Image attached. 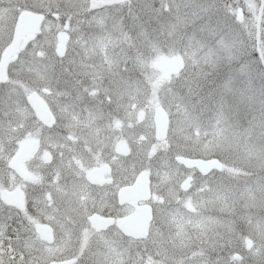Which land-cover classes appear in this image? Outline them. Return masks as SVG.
Masks as SVG:
<instances>
[{
	"label": "flooded vegetation",
	"instance_id": "obj_1",
	"mask_svg": "<svg viewBox=\"0 0 264 264\" xmlns=\"http://www.w3.org/2000/svg\"><path fill=\"white\" fill-rule=\"evenodd\" d=\"M45 3L15 7L12 27L0 22L1 62L20 14L39 20L33 38L0 70V260L96 264L98 253H112L110 264L117 254L125 264H149L168 231L156 206L168 203L178 223L197 226L206 217L196 214L195 195L223 172L219 156L228 157L229 140L226 121L213 132L204 114L219 102L225 67L189 59L186 51H162L152 62L143 47L132 53L128 22L115 28L102 20L114 7L59 13ZM249 49L248 71L264 73V2ZM177 58L180 68L172 72ZM161 59L167 78L155 67ZM171 79L172 88L162 87ZM158 115L166 121L163 136ZM28 144L33 148L18 162L22 177L10 162ZM198 160L216 164L201 171L185 163ZM138 179L146 190L133 201ZM5 194L21 205L6 202ZM146 212L142 236L118 225Z\"/></svg>",
	"mask_w": 264,
	"mask_h": 264
},
{
	"label": "rangeland",
	"instance_id": "obj_2",
	"mask_svg": "<svg viewBox=\"0 0 264 264\" xmlns=\"http://www.w3.org/2000/svg\"><path fill=\"white\" fill-rule=\"evenodd\" d=\"M43 2L59 13L90 4L113 5L115 13L110 10V17L103 15L107 18L102 20L115 28L121 22L131 25L133 54L143 47L153 62L162 51L168 56L186 51L189 59H212L225 67L219 102L204 114L213 132L226 121L229 140L228 157L219 154L223 172L195 195L196 214L206 217L197 226L178 223L168 203L156 206L168 231L149 264H264V73L248 71L244 61L254 40L258 0H0L4 29L12 27L15 7ZM124 10L127 14L121 16ZM238 11L244 16L241 22L235 20ZM172 83L161 85L172 88ZM149 85L155 87V80ZM234 253L240 256L236 260L231 259ZM111 254L98 253L96 264H110ZM116 258V264H125L119 254Z\"/></svg>",
	"mask_w": 264,
	"mask_h": 264
},
{
	"label": "water",
	"instance_id": "obj_3",
	"mask_svg": "<svg viewBox=\"0 0 264 264\" xmlns=\"http://www.w3.org/2000/svg\"><path fill=\"white\" fill-rule=\"evenodd\" d=\"M262 10V5L259 9V14ZM37 15L31 14L29 12H23L20 14L18 21L15 26L13 40L9 46L5 48V50L2 53V58L0 62V70L3 72L5 71L6 65L10 60H13L15 57L16 52L18 49H22L25 44L33 38V34L36 32L39 20L37 21ZM236 20L239 22L241 20V13L238 11ZM259 20V17H258ZM22 40V45L20 47L17 46L18 42ZM174 61H178L175 65V68L172 69V72L177 71L180 68V61L177 59H174ZM172 61V62H174ZM156 69L160 71L162 74H164V77L167 78V72L168 65L166 64L164 59H161L159 63H156L155 65ZM41 106V105H40ZM39 115L42 116V110L43 108L38 107L36 109ZM166 129V121L163 115H158L156 119V130L158 136H163V133ZM33 148L31 144L22 146L18 152V154L11 160L10 166L16 169L19 174L22 177H25L26 175L24 172L19 168L18 162L20 159L25 157ZM185 163L189 165H195L198 169L201 171H205L206 169L210 168L211 166L216 164V161H185ZM145 180L138 179L135 183L134 188L132 189V198L133 201L139 196L140 193L145 192ZM18 197V196H17ZM4 200L10 204H15L17 206H20L19 197L17 198L18 203L12 201V197L8 194L4 195ZM148 220L147 212L143 214H138L133 216L130 220L121 221L118 223L120 228H122L125 232H132V234H136L137 236H142L144 234V230L146 228V222ZM43 233V232H42ZM45 237V235L43 234ZM249 241L247 240V244L249 245ZM249 247V246H248ZM50 264H69L68 262H60V263H50Z\"/></svg>",
	"mask_w": 264,
	"mask_h": 264
},
{
	"label": "bare ground",
	"instance_id": "obj_4",
	"mask_svg": "<svg viewBox=\"0 0 264 264\" xmlns=\"http://www.w3.org/2000/svg\"><path fill=\"white\" fill-rule=\"evenodd\" d=\"M112 7H114V6L112 5Z\"/></svg>",
	"mask_w": 264,
	"mask_h": 264
}]
</instances>
